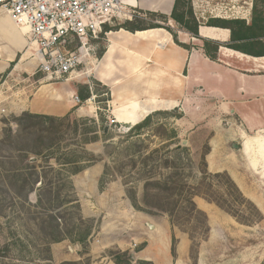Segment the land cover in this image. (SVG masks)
Returning <instances> with one entry per match:
<instances>
[{"label": "rangeland", "instance_id": "1", "mask_svg": "<svg viewBox=\"0 0 264 264\" xmlns=\"http://www.w3.org/2000/svg\"><path fill=\"white\" fill-rule=\"evenodd\" d=\"M252 11L248 23L251 22ZM166 25L169 26V23ZM106 44V37L92 43L93 50H90L87 60L98 58ZM74 46L75 42H71L67 49ZM86 65L80 66L79 72H83L77 80H89L92 105L97 103L101 115L100 119L99 115L96 117V130L100 139L84 144L80 133L85 126L79 120L90 117L73 113L63 125L56 122L54 126L58 128L52 134L35 131L21 134L20 137V134L14 133V143L11 144L3 136V130L10 126L17 131L15 120L20 115L3 118L4 126L0 132V189L8 187V171L22 165L17 153L19 149L44 151L52 143L54 147L51 150L57 154L73 150L78 154L87 151L97 160L80 163L79 166L86 167L78 174L65 175L69 177L82 209L84 224L79 234L86 227H92L93 233L85 246L72 243L68 237L47 246V237L40 232L38 222L32 221L21 210L23 204L18 202L15 209H8L7 218L0 219V264H115L113 254L117 252L130 253L133 264L140 260L153 264H263L264 177L242 170L235 158L223 159L220 155L213 157V168L210 169L207 161L210 152L209 131L200 129L201 125L195 130L189 129L190 125L186 123L177 125V120L184 117L179 111L154 113L150 124L141 132L131 133L132 127L112 124L114 119L108 113L110 91L83 74ZM16 78L17 75L4 76L2 83L7 80V84L0 86V94L16 92ZM75 120L80 129L78 134L75 133ZM91 125L87 126L90 128ZM102 126L107 131L104 129L103 132ZM174 132L177 134L175 138ZM88 136L93 135L90 133ZM38 163L44 167L41 176L46 172L47 180L58 181L56 174L46 169L42 159ZM51 163L54 168L59 167L55 160ZM220 168H227L237 179L227 170H218ZM203 171H208L206 177ZM217 173H227L243 195L257 207L260 215L249 202L234 205L241 213L239 218L212 202V198L216 197L225 205L233 204L239 198L227 177L211 175ZM47 180H44L45 184ZM148 182L152 185L146 187ZM172 182L186 186L182 195L177 192L171 195L164 188L163 191L154 187L156 183L162 187L165 184L174 187ZM188 186L197 187L194 191L200 195L194 196L193 200L206 214L210 228L206 236L196 235L198 248L193 250L189 234L171 224L166 213L176 207L178 222L189 233H193L197 220L185 212L191 209ZM37 195V190L31 194L33 203ZM130 196L135 197L136 206ZM100 197L103 198V206H100ZM13 209L20 212L14 213ZM174 237L176 252L172 254Z\"/></svg>", "mask_w": 264, "mask_h": 264}, {"label": "crops", "instance_id": "2", "mask_svg": "<svg viewBox=\"0 0 264 264\" xmlns=\"http://www.w3.org/2000/svg\"><path fill=\"white\" fill-rule=\"evenodd\" d=\"M191 2L199 22L218 18L248 23L254 4V0ZM130 4L141 12L170 16L175 0H130ZM168 23L173 33L163 28L110 31L103 55L90 58L88 75L83 74L110 91L108 113L115 124L133 127L156 112L179 111L184 117L177 125L186 123L194 130L201 125L209 131L210 169L213 157L220 155L235 158L242 170L264 177V57L226 47L229 29L201 24L196 37L173 20ZM202 40L219 44L216 59L206 54ZM27 45L26 30L0 8V86L7 84L2 83L6 75H17L18 83L16 92L0 94V132L3 118L24 112L60 118L75 113L96 119L93 97L86 101L80 97L85 87L91 91L89 80H77L83 71L69 79L47 77L37 72L38 61L29 58ZM221 169L237 179L227 168Z\"/></svg>", "mask_w": 264, "mask_h": 264}, {"label": "trees", "instance_id": "3", "mask_svg": "<svg viewBox=\"0 0 264 264\" xmlns=\"http://www.w3.org/2000/svg\"><path fill=\"white\" fill-rule=\"evenodd\" d=\"M141 13L145 14L147 16V19L135 18L131 21L120 23L115 27L108 29H110V31L124 29L130 32H136L148 29L163 28L172 32L171 27L166 25L171 19L176 24H178L180 28L198 37L199 26L201 24H205L207 26L230 30L231 40L229 43L225 44L226 47L240 51L253 57H264V0H254L252 19L250 23H247L246 20L243 19L226 20L218 18H210L206 22H199L195 16L191 0H175L174 9L170 16L155 12ZM159 21L162 23H160ZM174 37L176 38L175 34ZM176 42L178 43L177 39ZM202 42L206 54L210 58L216 59V53L219 49V44L207 40H202ZM103 53L104 51H101L98 57H101ZM85 89L86 92L84 91V89L80 91V97H82L83 101L91 98V91L89 90V87H85ZM109 100L110 99H108V101ZM152 115L147 116L143 121L133 126L131 128V133L135 131L141 132L143 129H145L150 124ZM180 115L182 114L180 113ZM70 116L71 114H68L67 116L60 118L49 115H39L32 114L30 112H24L15 120V123L18 125V130L15 131L13 128L8 126L4 128L3 136H6L5 139H8V141L13 144L14 141L12 140V135H14V133L20 134V137L21 134L27 135L34 133L35 131L52 134L53 131H56L58 128H55V123L60 122L63 125L65 121H68L70 119ZM100 116L101 115L99 112V119ZM80 121L85 126V128L82 129V132L80 133L83 137V143L90 144L92 142H97L100 139L96 130L98 125L97 120L94 118H85L79 120V122ZM90 123L92 125L89 128V126L87 125ZM75 124V133L78 134L80 129L78 127L77 120H75ZM104 129V126H102L103 132ZM90 133H92V137L88 136ZM173 135V138L177 137L176 132H174ZM51 144H49L44 151H30L23 149H19L17 151V153L20 155L19 158L22 165L17 169L8 171V173L10 174V177L8 176V178L10 179L7 184L8 187L6 189H0V219L7 218L9 216L8 209H15L18 202H20L23 204L21 210L25 212L32 221L38 222V228L40 232L47 237V246L62 242L66 239V237H68L74 244L85 246L93 233V228L86 227L85 231L82 234H79V230L81 229L82 224H84L82 209L79 200L74 194V187L68 180L69 177L66 176L65 173H69L71 175L78 174L84 169V167H86L84 165L79 166L80 163L85 161L93 162L97 159L87 151H80V154H78L76 150H73L65 151L63 153L59 152V154H57L58 152L51 150L54 147V144ZM32 157H36L35 162H30ZM41 159L46 164V169L56 174L58 180L57 182L47 180L48 175L46 172L44 176H41V173L44 170V167H42L41 164L38 163ZM52 160H55V162L59 165L58 168H54L52 166ZM202 174L205 176L208 174V171H203ZM211 175L214 177H227V179H229V182L239 195V198L236 199L237 201L233 204H227L225 202V205L220 200H217L216 197L212 198V202H214L220 208L236 218H239V216H241V213L235 208L236 206L234 205H244L243 202H249L253 206V210H255L260 215L257 207L243 195L239 187L227 173H217ZM45 179L47 180L46 184L44 181ZM38 184H40V186L36 188ZM173 184L175 185V182ZM53 185H55L56 187L54 188ZM150 185H152L151 182H148L146 184V187H149ZM154 187L161 190H163L164 188V190L170 191L171 195H175L176 192L179 193V195H182L186 188V186L184 185H175L174 187H168L167 184L162 187L160 183H156V186ZM188 187L190 189L189 201L191 203V209L185 212L189 215V217L195 218L197 220V223L193 226V233H189L184 228V226H182L178 222V218H176L178 217L176 207L172 208V210H167L166 213L170 217L171 224L180 227L185 233L189 234L190 240L193 243V250L194 248H198L196 235L206 236L209 233L210 228L208 226L206 214L197 207L193 200L194 196L200 195L194 191L197 190V187ZM36 190L38 191L37 200L33 203L30 199V196ZM203 197L207 199L205 195ZM130 198L133 205L136 206L137 204L135 202V197L130 196ZM14 209V213L20 212L19 210ZM9 245L6 247L7 250L9 249ZM171 251L172 254H175L176 252L175 237L172 240ZM113 257L115 264L134 263L132 255L128 252H117L113 254ZM61 264L72 263L63 262ZM137 264L153 263L140 260L137 262Z\"/></svg>", "mask_w": 264, "mask_h": 264}, {"label": "built area", "instance_id": "4", "mask_svg": "<svg viewBox=\"0 0 264 264\" xmlns=\"http://www.w3.org/2000/svg\"><path fill=\"white\" fill-rule=\"evenodd\" d=\"M0 8L26 30V53L38 61L37 72L56 79L79 74L80 66L88 63L91 44L107 38L108 28L147 19L130 0H0ZM71 42L75 46L67 49Z\"/></svg>", "mask_w": 264, "mask_h": 264}, {"label": "water", "instance_id": "5", "mask_svg": "<svg viewBox=\"0 0 264 264\" xmlns=\"http://www.w3.org/2000/svg\"><path fill=\"white\" fill-rule=\"evenodd\" d=\"M105 131H107V128H105ZM36 158H31L30 162H35Z\"/></svg>", "mask_w": 264, "mask_h": 264}, {"label": "bare ground", "instance_id": "6", "mask_svg": "<svg viewBox=\"0 0 264 264\" xmlns=\"http://www.w3.org/2000/svg\"><path fill=\"white\" fill-rule=\"evenodd\" d=\"M86 76L88 75V69L85 71V73H84ZM116 122V121H115Z\"/></svg>", "mask_w": 264, "mask_h": 264}]
</instances>
